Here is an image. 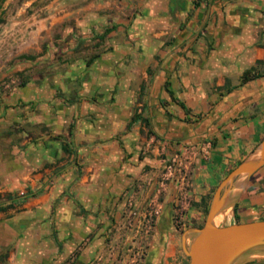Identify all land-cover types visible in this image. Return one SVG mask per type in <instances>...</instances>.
Segmentation results:
<instances>
[{
	"label": "crops",
	"instance_id": "0c3cea01",
	"mask_svg": "<svg viewBox=\"0 0 264 264\" xmlns=\"http://www.w3.org/2000/svg\"><path fill=\"white\" fill-rule=\"evenodd\" d=\"M73 18L0 95V264H182L176 214L199 223L264 138V0H81ZM201 140L195 187L164 183L169 143ZM262 219L264 167L224 221Z\"/></svg>",
	"mask_w": 264,
	"mask_h": 264
},
{
	"label": "rangeland",
	"instance_id": "374dc122",
	"mask_svg": "<svg viewBox=\"0 0 264 264\" xmlns=\"http://www.w3.org/2000/svg\"><path fill=\"white\" fill-rule=\"evenodd\" d=\"M0 1H2L0 2V95H8L18 87L22 80L31 77V74L36 71L34 69L36 58L43 57L38 61L41 64L50 62V58H44L47 54L48 56L51 54L49 45L51 42L60 40L57 33L58 29L75 25L73 17L78 15L81 0ZM156 142H159L158 137L153 139L152 145ZM206 142L207 140H201L198 145L183 147H180L179 143H169L173 149L166 148L164 150V154L167 149L169 150L167 156H163L165 158L163 172H166L165 177L168 178L164 180V183L170 180L178 181V185L181 183L182 192L193 189L195 187L194 173L199 167L207 168L213 162L212 147L207 150V153L202 150V146ZM151 155L153 156V154ZM157 157H162V152ZM237 164H229L223 170L221 178L223 179ZM219 182L218 180L215 181L209 188L199 223H193L187 218L183 219L181 212L176 214L175 222L178 225H184L180 233L189 227H201L203 225L212 194ZM130 201L131 199L126 203V211L120 217L121 220L126 219V224L135 219L140 218L142 220L143 217L138 213V209L134 210L133 204L128 205ZM173 204L176 208L181 207L176 202ZM155 210L146 214V217H154ZM222 223L225 221L223 220ZM2 258L3 256H0V260ZM182 264H188V258L184 254Z\"/></svg>",
	"mask_w": 264,
	"mask_h": 264
},
{
	"label": "water",
	"instance_id": "95a60500",
	"mask_svg": "<svg viewBox=\"0 0 264 264\" xmlns=\"http://www.w3.org/2000/svg\"><path fill=\"white\" fill-rule=\"evenodd\" d=\"M263 166L264 138L219 182L203 225L181 233L188 264H249L264 259V219L222 223Z\"/></svg>",
	"mask_w": 264,
	"mask_h": 264
},
{
	"label": "trees",
	"instance_id": "16d2710c",
	"mask_svg": "<svg viewBox=\"0 0 264 264\" xmlns=\"http://www.w3.org/2000/svg\"><path fill=\"white\" fill-rule=\"evenodd\" d=\"M22 58H26V57H22ZM263 167H264V166H263ZM263 167H262V168H263ZM259 170H260V169H259ZM259 170H258V171H259ZM258 171H257V172H258ZM257 172H256V173H257ZM256 173H255V174H256ZM255 174H254V175H255ZM254 175H253V176H254ZM253 176H252V177H253ZM252 177H251V178H252ZM12 201H14L12 197L7 198V203H4L3 201H0V211L3 210L4 206H7V205L12 204V203H13ZM233 211H234V213H235V211H236V206L233 208ZM235 219H236V221L238 220V217H237L236 215H235Z\"/></svg>",
	"mask_w": 264,
	"mask_h": 264
},
{
	"label": "built area",
	"instance_id": "2783aa9c",
	"mask_svg": "<svg viewBox=\"0 0 264 264\" xmlns=\"http://www.w3.org/2000/svg\"><path fill=\"white\" fill-rule=\"evenodd\" d=\"M211 148V143L210 141H207L206 143L203 144L202 150H204L207 153V150Z\"/></svg>",
	"mask_w": 264,
	"mask_h": 264
}]
</instances>
